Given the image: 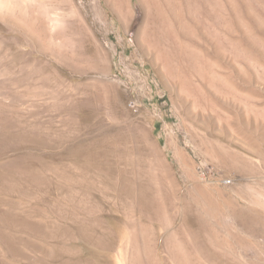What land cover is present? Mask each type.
I'll return each instance as SVG.
<instances>
[{
	"label": "rangeland",
	"instance_id": "1",
	"mask_svg": "<svg viewBox=\"0 0 264 264\" xmlns=\"http://www.w3.org/2000/svg\"><path fill=\"white\" fill-rule=\"evenodd\" d=\"M0 264H264V0H0Z\"/></svg>",
	"mask_w": 264,
	"mask_h": 264
},
{
	"label": "bare ground",
	"instance_id": "2",
	"mask_svg": "<svg viewBox=\"0 0 264 264\" xmlns=\"http://www.w3.org/2000/svg\"><path fill=\"white\" fill-rule=\"evenodd\" d=\"M212 223V222H211ZM226 232V231H225ZM230 233V232H229ZM226 234V233H225ZM227 236V235H226Z\"/></svg>",
	"mask_w": 264,
	"mask_h": 264
}]
</instances>
